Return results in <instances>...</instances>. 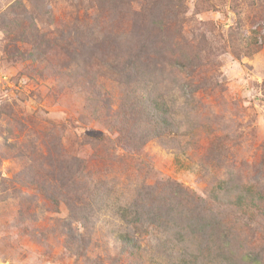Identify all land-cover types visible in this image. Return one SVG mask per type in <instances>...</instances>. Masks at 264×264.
<instances>
[{
	"label": "rangeland",
	"instance_id": "rangeland-1",
	"mask_svg": "<svg viewBox=\"0 0 264 264\" xmlns=\"http://www.w3.org/2000/svg\"><path fill=\"white\" fill-rule=\"evenodd\" d=\"M262 25L264 0H0V264H174L173 227L118 220L137 193L264 264V218L229 205L264 194Z\"/></svg>",
	"mask_w": 264,
	"mask_h": 264
},
{
	"label": "trees",
	"instance_id": "trees-1",
	"mask_svg": "<svg viewBox=\"0 0 264 264\" xmlns=\"http://www.w3.org/2000/svg\"><path fill=\"white\" fill-rule=\"evenodd\" d=\"M262 28V34L264 35V25H262ZM129 61L132 62V60ZM122 64L123 63L119 61L109 62L104 64V67L109 69V71L111 70L114 73H119L121 72ZM123 73L124 72L120 74ZM163 107H166V105ZM152 110L154 113L159 112L154 106L152 107ZM166 110L167 109L163 111L164 114ZM158 120L163 128L169 127V121L166 120L164 116H162V119ZM126 141L128 143L131 142L130 139H127ZM221 184L223 186L227 185L223 180L221 181ZM128 201L130 203L126 202L124 206H120L119 204L115 210L118 220L127 228H134L133 230L136 232L146 233L151 227H154L156 231L160 227L171 226L175 229L174 232L176 233L175 237L177 241L180 243L187 242V244H189L188 247H185L187 244L182 246V248L185 247V249L179 253L174 264H202L200 260H203V258L206 260L205 264H251L246 257L239 256L236 250H232L231 245L228 244V242H230L228 238L229 235H224L223 233L222 235H224V238L222 239L220 235L217 234L220 245H216V248L210 245L212 238L216 236L215 233L219 229L217 225L213 229L212 223L217 221L213 213L211 214L209 222L211 225L207 226L206 223L204 224L206 218L201 214L196 213V216L190 217L189 215L184 216L182 211L177 213V210L180 208V205H177V203H169V206L155 204V201L149 202V200L146 199V194L141 196L140 193H137L134 197H130ZM229 205L234 209L236 215L240 218H245L252 224L255 219L264 218V194L260 192V190L240 187L235 193L233 200L229 202ZM137 226L140 228H137ZM198 228L199 230H197ZM205 228H207V232L205 231ZM200 231H205V233H207V237L210 239L209 245H206L205 247H202V249L193 253L191 252V246L194 243V238L198 237L197 232ZM115 240L119 243L120 251L123 253L134 255V252L139 249L138 243L130 234H128V232H118L115 236ZM205 252L209 255H206Z\"/></svg>",
	"mask_w": 264,
	"mask_h": 264
}]
</instances>
